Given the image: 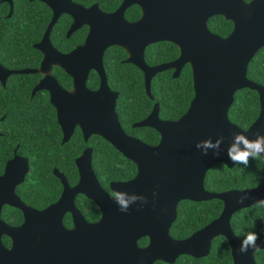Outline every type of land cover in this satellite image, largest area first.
Returning <instances> with one entry per match:
<instances>
[{
  "label": "water",
  "instance_id": "1",
  "mask_svg": "<svg viewBox=\"0 0 264 264\" xmlns=\"http://www.w3.org/2000/svg\"><path fill=\"white\" fill-rule=\"evenodd\" d=\"M10 1L13 4L12 0ZM54 11L44 39L35 47L44 54L38 70L9 71L0 67V81L16 73H42L44 78L34 92L46 90L57 109L58 121L68 142L77 127L85 141L96 135L112 144L138 168L136 177L126 182H114L111 191L123 193L128 199L136 196L127 212H121L115 200L98 180L93 169L92 149H86L76 160L80 180L72 187L57 169L64 191L55 204L44 210L30 207L16 193L29 173V161L18 155L0 176V264H174L180 256L207 257L215 238L225 237L231 247L234 264H257L255 254L264 250V237L257 241L258 249L241 253L240 240L233 231L232 218L238 211L256 205L264 199V181L257 187L210 192L205 188L207 173L223 163L234 168L238 162L228 157V148L236 144L245 150L235 136L242 134L250 142L254 133L264 135V86L248 78V68L256 54L264 48V0H124L114 13L102 12L97 6L86 9L70 0H40ZM137 5L142 17L137 22L126 19V10ZM13 6V5H12ZM70 14L74 24L70 34L83 26L90 28L86 42L69 54L59 52L51 43L50 34L61 14ZM222 16L234 25L232 33L221 37L212 33L208 21ZM170 42L178 46L177 60L149 66L145 55L149 46ZM118 46L128 55L127 63L144 74L147 94L153 99V78L164 71H174L178 78L186 65L193 72L194 98L188 111L178 120H163L156 104L145 120L134 128H153L161 135L152 146L130 136L122 127L117 113L119 93L112 91L104 66L106 51ZM60 67L73 78V89H64L52 75ZM92 71L99 74L98 90L88 87ZM260 95L259 118L248 128L232 123L229 111L235 95L243 89ZM223 137L219 156L214 149L202 154L196 148L199 141ZM261 157L264 159V152ZM78 195L93 201L101 211L98 222H89L76 205ZM246 197L242 202L241 197ZM213 199L224 203L222 214L203 229L183 240L171 236L178 217L180 202H204ZM5 206L15 207L24 214L19 227L2 219ZM71 214L74 222L69 229L64 223ZM9 237L12 247L3 243ZM149 238L141 247L139 241Z\"/></svg>",
  "mask_w": 264,
  "mask_h": 264
},
{
  "label": "trees",
  "instance_id": "2",
  "mask_svg": "<svg viewBox=\"0 0 264 264\" xmlns=\"http://www.w3.org/2000/svg\"><path fill=\"white\" fill-rule=\"evenodd\" d=\"M1 1V0H0ZM87 2L86 0H83ZM102 8L113 11L120 4L119 0H99ZM92 3L89 2L88 4ZM9 7L0 3V64L9 68L39 67L42 54L33 48L45 34L52 19L50 8L41 3H30L28 0H16L15 11L10 20L6 19ZM130 19L140 17V9L134 7L128 11ZM71 18L63 16L53 29L51 38L54 46L60 51H70L83 43L87 29L66 38ZM209 28L221 37L229 36L234 25L222 16L213 17ZM180 55L178 46L170 42L151 45L146 50L145 59L148 65L156 66L176 60ZM124 49L113 46L106 51L104 65L108 82L112 90L119 93L117 113L125 131L143 142L155 146L161 141V135L153 128H134L133 125L145 120L159 104L160 117L163 120L175 121L189 109L194 98L193 72L190 65L185 66L178 78L174 71H164L152 80L151 94H147L143 72L133 64L127 63ZM54 75L60 84L71 89L73 81L61 68L54 69ZM30 76H13L6 87L0 84V174L4 172L7 162L17 153L30 162V173L24 184L18 189L20 198L28 205L44 209L56 203L63 192L60 179L54 174L57 168L63 173L72 186L79 182V170L76 159L82 152L91 147L93 150V168L101 185L110 190V184L117 181H129L138 173L137 165L127 159L112 144L100 136H93L88 143L78 128L72 139L62 144L63 131L58 124L55 108L50 103L47 92L30 98V89L22 83ZM33 80L38 77L31 76ZM248 78L264 86V48H262L249 64ZM37 82V81H36ZM100 77L92 71L88 87L97 90ZM261 103L257 91L243 89L236 93L235 101L229 111L232 123L242 129H248L260 116ZM119 165V167L117 166ZM264 180V159L249 157L248 165L238 163L230 169L220 163L209 170L205 179V188L210 192L223 193L231 190H244L257 187ZM76 204L89 222H97L101 218L98 206L79 195ZM224 203L213 199L204 202L185 200L178 206V217L171 228V236L177 240L189 238L201 230L223 212ZM3 219L12 226L23 223V214L13 207H5ZM232 228L236 236L243 240L249 232L264 236V205L252 206L234 214ZM68 228L73 226L71 214L65 218ZM6 246H10L9 238H4ZM148 238L139 241L145 247ZM257 264H264V251L255 254ZM158 264V263H157ZM159 264H167L159 262ZM174 264H234L228 240L219 236L214 239L210 254L204 258L181 256Z\"/></svg>",
  "mask_w": 264,
  "mask_h": 264
},
{
  "label": "flooded vegetation",
  "instance_id": "3",
  "mask_svg": "<svg viewBox=\"0 0 264 264\" xmlns=\"http://www.w3.org/2000/svg\"><path fill=\"white\" fill-rule=\"evenodd\" d=\"M13 1V4H11L10 3V1H5V0H1L0 1V3H5V4H7L8 5V7H9V12H8V14L6 15V19L7 20H10L11 18H12V16H13V14H14V11H15V1L16 0H12ZM30 3H34V2H41L40 0H28ZM70 1H72L73 3H75V4H77V5H79V6H82V7H84V8H86V9H89V8H91V7H93V6H97L102 12H104V13H107V14H111V13H114V12H116L122 5H123V3H124V0H119L120 1V4L118 5V7L117 8H115L113 11H107L105 8H102V6H101V2L99 1V0H86L87 2H84L83 0H70ZM92 1V3H90V4H88L89 2H91ZM250 1H252V0H250ZM41 3H43V4H45V5H47L46 3H44V2H41ZM13 5V6H12ZM48 6V5H47ZM49 8H50V10H51V12H52V19H51V21H50V23L52 22V20H53V17H54V11L52 10V8L50 7V6H48ZM134 7H138L139 9H140V17H138V18H134V19H130L129 17H128V11L130 10V9H132V8H134ZM63 16H68L69 18H71V22H70V26H69V28H68V30H67V32H66V38L67 39H70L75 33H77L78 31H80V30H83V29H87L88 30V32H87V36H86V38H85V40L83 41V43H81V44H78L77 46H75L74 48H72L70 51H66V52H63V51H60L58 48H56L55 46H54V44H53V42H52V38H51V35H52V32H53V29L55 28V26H56V24L58 23V21L63 17ZM125 16H126V19L129 21V22H137L138 20H140V18L142 17V9L139 7V6H137V5H133V6H131V7H129L127 10H126V12H125ZM214 17H216V16H214ZM213 18V17H212ZM212 18H210L209 19V21L212 19ZM58 21L56 22V24H55V26L53 27V29H52V31H51V34H50V40H51V43L53 44V46L59 51V52H61V53H63V54H69V53H71L73 50H75L77 47H79V46H82L85 42H86V39H87V37H88V35H89V32H90V28L88 27V26H83L82 28H80V29H78L77 31H74V32H72L71 34H70V31H71V28H72V26H73V24H74V18L70 15V14H67V13H64V14H61L60 15V17H59V19H58ZM209 21H208V24H209ZM50 23H49V25H50ZM49 25H48V27H49ZM48 27H47V30H48ZM208 27H209V25H208ZM210 29V28H209ZM47 30H46V32H47ZM211 31V30H210ZM46 32H45V34H46ZM212 32V31H211ZM213 33V32H212ZM45 34L43 35V37H42V39L39 41V42H37V43H35V44H33V48L34 49H36V50H38L35 46L37 45V44H39V43H41L42 42V40L44 39V37H45ZM216 34V33H215ZM173 44V43H172ZM177 46V45H176ZM180 50V49H179ZM41 54H42V60H41V62H40V66L39 67H24V68H9V67H6V66H4L3 64H0V67H2V68H4V69H6V70H9V71H25V70H38V69H40L41 68V64H42V62H43V59H44V54L40 51V50H38ZM106 54V53H105ZM180 56V55H179ZM179 58V57H178ZM177 58V59H178ZM176 59V60H177ZM175 61V60H174ZM173 62V61H172ZM147 63V62H146ZM170 63V62H169ZM164 64V63H163ZM160 65V64H159ZM105 66V65H104ZM150 66V65H149ZM157 66V65H156ZM187 66V65H186ZM153 67V66H152ZM55 68H60V67H55ZM54 68V69H55ZM54 69H53V72H52V75L57 79V77L54 75ZM62 69V68H61ZM62 70H64V69H62ZM65 71V70H64ZM66 72V71H65ZM66 74H68L67 72H66ZM16 75H19V76H30V78H24L23 80L24 81H26V83H22L23 85H24V87H25V89H30V91H31V93H30V98L31 99H34L39 93H41V92H47L48 93V95H49V98H50V103H51V95H50V93L48 92V91H46V90H40V91H37V92H34V90H35V88L39 85V83H40V81L44 78V74H42V73H29V74H25V73H16V74H12V75H10L8 78H7V80H6V84L4 85L1 81H0V84H1V86L2 87H6V85H7V83H8V81L13 77V76H16ZM37 76L38 77V80H37V78L35 79V80H33L32 78H31V76ZM99 75V74H98ZM68 76H70L69 74H68ZM71 77V76H70ZM100 77V76H99ZM108 77V76H107ZM71 79H72V81H73V78L71 77ZM58 80V79H57ZM89 80V79H88ZM37 81V82H36ZM58 82H59V80H58ZM60 83V82H59ZM109 83V82H108ZM73 84H74V82H73ZM100 84H101V79H100ZM61 85V84H60ZM62 86V85H61ZM110 86V85H109ZM64 89H66V90H72L73 89V86H72V88L71 89H67V88H65L64 86H62ZM100 87V86H99ZM111 88V87H110ZM99 89V88H98ZM97 89V90H98ZM92 91H96V90H92ZM112 91H114V90H112ZM114 92H117V91H114ZM118 93V92H117ZM118 99H119V97H118ZM51 105H52V103H51ZM53 106V105H52ZM54 107V106H53ZM55 108V107H54ZM55 110H56V115H57V120H58V112H57V109L55 108ZM58 124H59V121H58ZM61 127V126H60ZM133 127H134V125H133ZM79 127H77L76 128V130L78 129ZM62 129V128H61ZM76 130H75V132H76ZM63 131V130H62ZM82 131V130H81ZM83 133V132H82ZM75 134V133H74ZM74 134H73V136H74ZM0 135H1V133H0ZM72 136V137H73ZM84 136V135H83ZM94 136H96V135H94ZM72 137H71V139H72ZM93 137V136H92ZM91 137V138H92ZM90 138V139H91ZM136 138V137H135ZM70 139V140H71ZM85 139V138H84ZM89 139V140H90ZM63 140H64V132H63V139H62V144H66V143H68V142H66V143H63ZM86 142V141H85ZM89 142V141H88ZM88 142H86V143H88ZM88 148H91V147H88ZM88 148H86V149H88ZM85 149V150H86ZM92 149V148H91ZM84 150V151H85ZM83 151V152H84ZM83 152H82V154H83ZM81 154V155H82ZM16 155H18V156H20V157H22V158H24V159H27V158H25V157H23V156H21V155H19L18 153H17V150L15 151V153H14V157L12 158V159H10L8 162H7V164H6V166H5V169H4V172L2 173V174H0V176H3L4 174H5V171H6V167H7V165H8V163L11 161V160H13L14 158H15V156ZM80 155V156H81ZM92 155H93V150H92ZM79 156V157H80ZM78 157V158H79ZM77 158V159H78ZM76 159V160H77ZM93 159V158H92ZM28 161H29V159H27ZM76 163V162H75ZM77 166V165H76ZM29 167H30V162H29ZM78 168V167H77ZM55 169H57V168H55ZM54 169V170H55ZM94 169V168H93ZM58 170V169H57ZM79 170V169H78ZM59 171V170H58ZM95 171V170H94ZM60 172V171H59ZM29 173H30V169H29ZM29 173L27 174V176L29 175ZM61 173V172H60ZM96 173V172H95ZM55 174V173H54ZM63 174V173H62ZM64 175V174H63ZM27 176H26V178H27ZM56 176V175H55ZM65 176V175H64ZM57 177V176H56ZM66 177V176H65ZM26 178H25V181H26ZM58 178V177H57ZM59 179V178H58ZM67 179V178H66ZM134 179V178H133ZM68 180V179H67ZM79 180H80V175H79ZM99 180V179H98ZM132 180V179H131ZM24 181V182H25ZM264 181V180H263ZM262 181V182H263ZM24 182L22 183V184H24ZM62 182V181H61ZM117 182H123V181H117ZM124 182H126V181H124ZM69 183V182H68ZM79 183V182H78ZM112 183H114V182H112ZM111 183V184H112ZM21 184V185H22ZM70 184V183H69ZM111 184H110V190H108V189H106L108 192H112L111 191ZM21 185H19L17 188H16V193H17V189L21 186ZM63 185V184H62ZM78 185V184H77ZM76 185V186H77ZM260 185V184H259ZM258 185V186H259ZM72 186V185H71ZM72 187H75V186H72ZM252 189V188H251ZM63 191H64V186H63ZM62 194H63V192H62ZM17 195H18V193H17ZM19 196V195H18ZM79 196V195H78ZM77 196V197H78ZM20 197V196H19ZM61 197H62V195H61ZM60 197V198H61ZM86 197V196H85ZM22 200V199H21ZM60 200V199H59ZM58 200V201H59ZM76 200H77V198H76ZM23 201V200H22ZM57 201V202H58ZM185 201V200H184ZM23 202H25V201H23ZM26 203V202H25ZM27 204V203H26ZM53 204H55V203H53ZM28 205V204H27ZM52 205V204H51ZM77 205V204H76ZM30 206V205H29ZM50 206V205H49ZM48 206V207H49ZM5 207H11V206H5ZM4 207V208H5ZM30 207H32V206H30ZM78 207V206H77ZM4 208H3V211H4ZM13 208H15V207H13ZM32 208H34V207H32ZM47 208V207H46ZM46 208H44V209H46ZM17 209V208H16ZM34 209H37V208H34ZM44 209H38V210H44ZM19 210V209H18ZM80 210V209H79ZM3 211H2V216H3ZM21 211V210H20ZM81 211V210H80ZM22 212V211H21ZM22 214H23V212H22ZM70 214V213H69ZM68 215V214H67ZM66 215V216H67ZM84 215V214H83ZM66 216H65V218H66ZM72 216V215H71ZM101 216H102V214H101ZM86 218V217H85ZM2 219H3V217H2ZM23 219H24V214H23ZM101 219V218H100ZM4 220V219H3ZM72 220H73V218H72ZM5 221V220H4ZM6 222V221H5ZM98 222V221H97ZM7 223V222H6ZM23 223H24V220H23ZM22 223V224H23ZM64 223H65V219H64ZM91 223H94V222H91ZM8 224V223H7ZM21 224V225H22ZM8 225H10V224H8ZM21 225H19V226H21ZM66 225V224H65ZM12 226V225H11ZM19 226H13V227H19ZM73 226H74V222H73ZM73 226L71 227V228H73ZM67 227V226H66ZM206 227V226H205ZM68 228V227H67ZM71 228H69V229H71ZM203 229V228H202ZM199 231V230H198ZM234 231V230H233ZM197 232V231H196ZM235 233V232H234ZM193 235V234H192ZM191 235V236H192ZM260 237H264V236H260ZM259 237V238H260ZM4 238H9V237H3V243H4ZM147 238V237H146ZM10 239V238H9ZM143 239V238H142ZM149 239V238H148ZM177 240V239H176ZM241 240V239H240ZM10 241H11V239H10ZM149 244V243H148ZM4 245L6 246V244L4 243ZM140 245V244H139ZM230 245V244H229ZM6 247H8V248H11L12 247V241H11V244H10V246H6ZM142 247V246H141ZM146 247V246H145ZM232 251V250H231ZM260 251H264V250H260ZM258 252V251H257ZM183 256H185V255H183ZM187 256V255H186ZM233 256V255H232ZM181 257V256H180ZM179 257V258H180ZM192 257V256H191ZM256 257V256H255ZM233 261H234V259H233ZM257 262V261H256ZM164 263V262H163ZM168 264V263H167Z\"/></svg>",
  "mask_w": 264,
  "mask_h": 264
},
{
  "label": "clouds",
  "instance_id": "4",
  "mask_svg": "<svg viewBox=\"0 0 264 264\" xmlns=\"http://www.w3.org/2000/svg\"><path fill=\"white\" fill-rule=\"evenodd\" d=\"M245 4L250 3V0H244ZM257 137L255 141L250 142L248 139L245 138L242 134H237L235 136V140L237 142L242 141L245 145V150H239L236 144L231 145L228 150L227 154L228 157L233 162H238L244 164L245 166L248 165L249 157L253 159H259L261 157V153L264 152V135H262L259 131L254 133ZM223 141V137L216 140L215 143L212 142L211 138L199 141L196 144L197 149H201L203 155L208 154V149H214L215 151L213 154L215 156H219V146ZM119 167V165H117ZM110 197L116 201L118 208L121 212H127L130 204L133 203L137 197L132 196L128 199L125 198L123 193L117 192L113 190L110 194ZM246 197H241L239 202H242ZM264 205V199H260L256 202V206ZM259 239V235L255 232H249L247 236L242 240L241 246L239 251L241 253H247L249 248L258 249L259 246L257 245V241ZM159 264V262H158Z\"/></svg>",
  "mask_w": 264,
  "mask_h": 264
}]
</instances>
